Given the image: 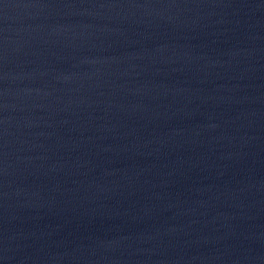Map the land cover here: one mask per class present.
I'll return each instance as SVG.
<instances>
[{
  "label": "water",
  "instance_id": "water-1",
  "mask_svg": "<svg viewBox=\"0 0 264 264\" xmlns=\"http://www.w3.org/2000/svg\"><path fill=\"white\" fill-rule=\"evenodd\" d=\"M182 0H0V135L61 99Z\"/></svg>",
  "mask_w": 264,
  "mask_h": 264
}]
</instances>
